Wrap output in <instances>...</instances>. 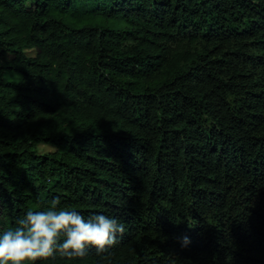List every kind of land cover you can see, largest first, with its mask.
<instances>
[{"label":"trees","instance_id":"16d2710c","mask_svg":"<svg viewBox=\"0 0 264 264\" xmlns=\"http://www.w3.org/2000/svg\"><path fill=\"white\" fill-rule=\"evenodd\" d=\"M54 198L125 231L38 264H264V0H0V230Z\"/></svg>","mask_w":264,"mask_h":264},{"label":"clouds","instance_id":"9594fccd","mask_svg":"<svg viewBox=\"0 0 264 264\" xmlns=\"http://www.w3.org/2000/svg\"><path fill=\"white\" fill-rule=\"evenodd\" d=\"M125 226L117 217L101 212L85 216L64 208L59 198L38 203L14 218V226L0 230V264H38L57 253L68 259H83L95 249L104 253L117 243ZM183 246L190 237L182 238Z\"/></svg>","mask_w":264,"mask_h":264},{"label":"rangeland","instance_id":"374dc122","mask_svg":"<svg viewBox=\"0 0 264 264\" xmlns=\"http://www.w3.org/2000/svg\"><path fill=\"white\" fill-rule=\"evenodd\" d=\"M53 148L51 146H48V145H45V146H42L41 147V150L43 151H49V150H52Z\"/></svg>","mask_w":264,"mask_h":264}]
</instances>
